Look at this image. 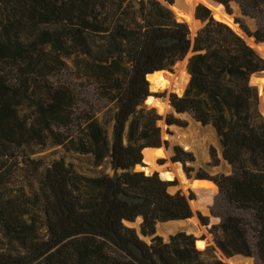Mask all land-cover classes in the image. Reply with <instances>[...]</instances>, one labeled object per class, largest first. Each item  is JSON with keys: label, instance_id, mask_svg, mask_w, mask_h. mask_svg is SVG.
I'll return each mask as SVG.
<instances>
[{"label": "trees", "instance_id": "obj_1", "mask_svg": "<svg viewBox=\"0 0 264 264\" xmlns=\"http://www.w3.org/2000/svg\"><path fill=\"white\" fill-rule=\"evenodd\" d=\"M215 1L229 14L236 3L255 18V31L236 22L264 43V0ZM174 2L0 0V264H227L207 260L193 235L155 236L148 244L125 225L141 218V234L150 237L159 223L193 216L191 199L170 193L173 182L135 170L146 151L150 163L168 145L158 124L163 117L145 106L148 75L172 71L192 50L188 85L170 104L215 129L231 167L229 175H196L218 187V246L229 258L256 256L264 264V117L251 84L264 58L204 5L196 7L203 26L191 38L168 6ZM68 60L105 103L104 125L91 106L81 108L73 84L52 80ZM165 121L186 125L173 114ZM50 142L90 157L95 167L109 162L113 174L87 176L63 159L30 157L29 150ZM173 151L172 160L192 171V153ZM23 164L37 185L30 195L11 186Z\"/></svg>", "mask_w": 264, "mask_h": 264}, {"label": "rangeland", "instance_id": "obj_2", "mask_svg": "<svg viewBox=\"0 0 264 264\" xmlns=\"http://www.w3.org/2000/svg\"><path fill=\"white\" fill-rule=\"evenodd\" d=\"M195 5L198 6L203 4L198 3ZM223 10L226 9L223 8ZM230 15H232L236 25L239 28L240 24L237 23L236 20L243 22L251 31H255L257 29L256 19L249 16H244L238 4L232 3ZM216 19L219 20L218 18ZM193 23L194 26L196 24V29L192 33V37L194 38L197 31L203 25H200L199 22L195 23V21H193ZM250 38L255 43L254 45H250L264 58V43H257L254 37ZM191 57L192 54H188L186 58L182 61H179L173 67L172 70V72L178 75L176 82H180L182 80L183 75L186 76L187 82L185 88L187 87L188 82L190 80V76L188 73V64ZM67 64V68L63 70L60 74L54 76L52 80L73 84L82 93L84 100L81 104V108L86 110L89 109V106H91L98 112L97 117L99 118L102 125H104V114L107 110V107H105V103L98 100L97 96L95 95L94 87L92 84H90L89 81L81 77L79 74L74 73L75 65L73 61L68 60ZM262 78H264V71L262 73L253 75L251 77V84L257 87L259 91V108L262 116L264 117V93L263 89L259 86L258 83V81ZM148 80L150 82L151 96L146 100L145 106L148 109L154 108L157 113L163 117V119L158 124L162 128V137L165 141H168V145L167 150H164L163 148L158 150L153 155L150 163L146 161V154H148V151L144 153V163L146 164V166H148V170L145 173L150 175L152 174V172H158L162 178H165V175L162 174L163 169L169 168L171 171H173L172 165H177L183 173V181L185 183H183L181 179L177 177L176 180L173 182V185L170 187L169 191L171 194L181 192L182 194L191 199L190 205L192 204V202H197V207L195 209H192L193 216L190 219L159 223L156 227V233L154 236L148 237L143 236L141 234V219H137L134 223H125V225L129 228H134L140 238L148 244L151 243L152 238L155 236H160L164 239V241H168L170 236L178 232H185L189 235H193L196 238L197 247L200 251L204 253V256L207 260H222L228 264L229 260L238 259L241 262H246L245 264H260L256 256L246 258L240 255H235L229 258L218 246V241L221 237V230L219 228L221 220L219 217L214 216L212 213L213 205L218 196V187L215 185L214 182L210 180H200L196 178V175L199 171H202L208 174L209 176H216L221 174L229 175L231 173L230 165L222 159V148L215 129L211 125H201L189 113L176 114L170 103H160L159 100L161 98L171 96L172 94L182 96V94L179 95L175 92L170 91L168 85H166L167 88L165 90L158 88L157 90H151V83L153 82V79L151 77L148 78ZM158 106L161 109L160 112L157 110ZM164 109L165 114L163 115ZM170 114H173L176 118L185 122L186 125L184 127H179L175 125L168 126L166 124L165 119ZM107 128L110 134H112L111 123L107 126ZM167 131H170L172 134L169 135ZM174 146H180L183 148L184 151L192 153L195 158V161L193 163L188 164V166L192 168V171L186 172L184 166L181 163L174 162L172 160L174 156ZM211 148L215 149L216 154L219 158V163L217 165L212 164L210 151ZM29 153L32 159L42 158L45 160L46 164H50L58 159H63L68 164H76L78 166V170L82 174L87 176H95L103 173L110 175L113 174L109 162H105L101 166L95 167L90 157H79L73 152L68 151L64 146L54 145L51 142L48 143L46 146H35L31 150H29ZM171 160L173 161V163H171ZM22 167L23 169L16 173V176L13 179L11 186L14 190L23 189L28 195H30L31 190L36 188L37 185L34 176L30 174L26 166L23 164ZM182 167L184 169V172L182 171ZM190 220H195L196 223H192ZM250 240H253L252 234H250Z\"/></svg>", "mask_w": 264, "mask_h": 264}, {"label": "water", "instance_id": "obj_3", "mask_svg": "<svg viewBox=\"0 0 264 264\" xmlns=\"http://www.w3.org/2000/svg\"><path fill=\"white\" fill-rule=\"evenodd\" d=\"M211 2H212L216 7H222V8L225 9V7H224L223 5H221L220 3L216 2L215 0H211ZM168 6L174 11V13H175V15H176V18H177L179 21H181V22H185V23L188 24V26H189V28H190V30H191V33H193V32L195 31V29H196V24H195V28H194V30H193V28L190 26L189 21H195V23H196V22H199L200 25H203L202 22L199 21V20L197 19V17H196V7H197V5H195L194 0H175V2H174L173 5H168ZM211 12H212V15H213L214 17H218L216 11H214V10L211 9ZM224 12H225V14H226L229 18L232 19V23H231L232 26H236L235 20L233 19L232 15H230L226 10H224ZM219 18L221 19V17H219ZM230 26H231V25H230ZM232 26H231V27H232ZM237 32H238V34H240V36H242V37H243L248 43L250 42V40H251L250 36H249L248 34H246L243 30H241L239 27H238V31H237ZM195 35H196V34H195ZM190 37L193 38L192 35H191ZM255 41H256V40H255ZM189 54H192V56H194L195 53H194L193 50H192V51H190ZM162 72H166V73H169V74H170L171 82H175V81H176L178 75H177L176 73L172 72V71H169V70H162V71H158V72H155V73H162ZM155 73L148 75V78H151ZM189 76H190V75H189ZM148 81H149V80H148ZM258 83H259V86L263 89V93H264V78L260 79V80L258 81ZM149 84H150V82H149ZM185 89H186V88H185ZM185 89L181 92L182 95L184 94ZM151 90H157V88L155 87V85H154L153 82L151 83ZM156 101H157V100H156ZM159 102L162 103V104H164V103H166V102H167V103H171L170 96L165 97V98H161V99L159 100ZM153 109H154V108H153ZM157 110H158L159 112L161 111V109H160L159 106L157 107ZM156 112H157V111H156ZM157 114H158V113H157ZM164 114H165V109H164V111H163V115H164ZM160 116H161V115H160ZM162 123H163V122H162ZM161 148H163L164 150H167V145H166V144H163L162 147L157 148V149H161ZM171 163H173L172 160H171ZM147 168H148V166H146V164L144 163V160H143L142 164L137 165V166L135 167V170H136V171H143V172H146V171L148 170ZM182 171L184 172L183 167H182ZM152 174H153V172H152ZM162 174H163V175L168 174V175L172 176V179H171V180H169V179H165V178L163 177V179H164L165 181H168V182H174V181L176 180V178H177V175H176L174 169H173V171H171L169 168H164ZM224 259H225V258H224Z\"/></svg>", "mask_w": 264, "mask_h": 264}, {"label": "bare ground", "instance_id": "obj_4", "mask_svg": "<svg viewBox=\"0 0 264 264\" xmlns=\"http://www.w3.org/2000/svg\"><path fill=\"white\" fill-rule=\"evenodd\" d=\"M194 3L195 4H198V3H201V4H203V5H206L207 7H209L210 9H212V10H214V11H216V13H217V16L218 17H216V18H218L219 20H221V21H223V22H225L226 24H228V25H231L232 26V19L231 18H229L226 14H225V12H224V10H223V8L222 7H216L212 2H211V0H194ZM219 17H221V19L219 18ZM190 22V24H191V27L194 29L195 28V26H194V23H193V21H189ZM232 28L233 29H235L236 31H238V26L236 25V26H232ZM249 44H255L253 41H252V39L250 40V42H249ZM259 49V48H258ZM182 67V66H181ZM152 81H153V83H154V85H155V87L156 88H160V89H166L167 87H166V85H168V87H169V90L170 91H172V92H175V93H177V94H179V95H181V92L185 89V86H186V82H187V78H186V76L185 75H183V77H182V80L180 81V82H176L175 81V83L174 82H170L171 80H170V74L169 73H166V72H162V73H156V74H154L153 76H152ZM167 109V108H166ZM191 136V135H190ZM189 151V150H188ZM173 166V167H172ZM171 167L174 169V171H175V173H176V175H177V177H179L180 179H181V181L183 182V183H185L184 181H183V178H184V176H183V173L181 172V169L177 166V165H172ZM165 178L166 179H171V176L170 175H168V174H165ZM197 203V202H196ZM195 202L193 203L192 202V204H191V206H192V209H195L196 207H197V204H196ZM139 219H141V218H139ZM191 221V220H190ZM192 223H196V221L195 220H192L191 221ZM182 224V223H181ZM183 225V224H182ZM194 225V224H193ZM199 225V224H198ZM195 226V225H194ZM203 231H204V229H203ZM193 232V231H192ZM197 233V232H196ZM243 260V259H242ZM245 260H247V259H245ZM248 262V261H247ZM246 262H241V261H239L238 259H231V260H229L228 261V264H245ZM249 263V262H248Z\"/></svg>", "mask_w": 264, "mask_h": 264}]
</instances>
